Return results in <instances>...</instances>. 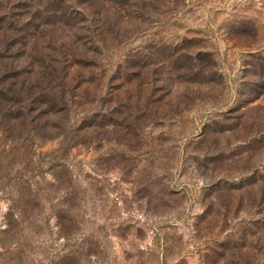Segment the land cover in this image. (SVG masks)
I'll use <instances>...</instances> for the list:
<instances>
[{
	"label": "rangeland",
	"instance_id": "374dc122",
	"mask_svg": "<svg viewBox=\"0 0 264 264\" xmlns=\"http://www.w3.org/2000/svg\"><path fill=\"white\" fill-rule=\"evenodd\" d=\"M31 2L0 0V17L26 20ZM125 9L107 15L120 22ZM136 25L130 40L106 34L103 67L83 73L95 82L46 132L0 127V264H211L221 243L240 244L258 218L248 188L232 193L225 185L264 168V76L254 67L264 58V0L159 2ZM88 27L52 30L50 48L71 36L84 42ZM162 43L172 46L166 53L178 47L174 59L212 55L206 73L216 83L167 74L162 47L150 48ZM135 53L158 65L137 76L141 69L125 63ZM241 253L243 264L249 255Z\"/></svg>",
	"mask_w": 264,
	"mask_h": 264
},
{
	"label": "trees",
	"instance_id": "16d2710c",
	"mask_svg": "<svg viewBox=\"0 0 264 264\" xmlns=\"http://www.w3.org/2000/svg\"><path fill=\"white\" fill-rule=\"evenodd\" d=\"M181 1L33 0L28 6V8H33V11L29 10L30 17L26 20L22 15H2L0 17V127L5 130L10 129L8 127L11 126L24 127V129L32 127V130L29 129L31 133L46 132L50 127L49 120L71 109L69 104L77 98L78 90L95 82L96 77L90 73L84 76L83 73L103 67L101 63L104 59L101 55L102 52L108 50L106 34H116L114 40L121 35L128 36L130 40V36L140 33L135 31L136 24H146V19L156 14L159 2L162 6L165 3L179 6ZM118 4L128 9H125L127 12L124 15L118 16L117 20L120 22H114L113 18L107 15L108 9L115 10ZM141 13L144 17L140 15ZM21 20L24 23H21ZM79 22L88 24L89 27L86 30L90 37L83 42V39L75 40L71 36L73 42L67 43L66 41L60 45L58 50L50 48L54 41L52 37H49L52 30L62 29L63 33H66L69 32L67 29H75ZM121 23H127V30L118 28ZM91 34L95 35V41ZM66 38L69 37L65 36L63 39L66 40ZM42 39L48 40L43 46L38 43ZM35 43L37 44L34 45ZM87 44H90L88 48H86ZM159 44H153L150 48L160 54L157 49L162 47V58L159 65L165 66L170 62L172 64L167 74L178 72L177 78L182 79L188 85L206 84L210 86L216 83L217 75L211 71H208L209 74L206 73L216 65L212 55L198 51L195 55H186L188 56L186 59L181 57L182 55L174 59V56L178 54V47H174V52L166 53L163 47L172 46ZM146 49L148 47L144 50ZM261 56L258 58L259 63L254 67L259 68L261 75L264 76V58ZM184 61H188L189 65ZM125 63L127 69L133 64L141 69V73L137 76L142 75L148 66L158 65L154 57L138 56L137 53L134 56L129 54ZM194 67H196V72H193ZM160 71H154V75ZM133 76L132 73H127L128 84ZM92 125L89 124V127ZM94 125L95 128L100 126V124ZM57 128L58 126H53V129ZM83 129L78 128L77 133ZM231 131L228 130V132ZM58 136L67 139L66 132ZM240 179H242L240 182L233 179L225 186L232 193L248 188L249 205L256 209L258 218L247 223L246 230L241 232L240 244L231 241L221 243L220 247L223 251H216V257L214 253L211 264H242L239 258L240 254L242 255L241 251H246L249 255V260L243 264H264V168L255 169L249 177L244 176ZM215 186L219 192L218 187L221 184L218 182ZM255 186L257 189H254ZM255 190H257V195L254 194ZM218 196L222 197L220 192ZM253 250H256V254L250 256Z\"/></svg>",
	"mask_w": 264,
	"mask_h": 264
},
{
	"label": "crops",
	"instance_id": "0c3cea01",
	"mask_svg": "<svg viewBox=\"0 0 264 264\" xmlns=\"http://www.w3.org/2000/svg\"><path fill=\"white\" fill-rule=\"evenodd\" d=\"M231 180V179H230Z\"/></svg>",
	"mask_w": 264,
	"mask_h": 264
}]
</instances>
